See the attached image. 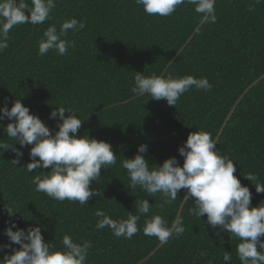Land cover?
<instances>
[{
    "label": "trees",
    "instance_id": "1",
    "mask_svg": "<svg viewBox=\"0 0 264 264\" xmlns=\"http://www.w3.org/2000/svg\"><path fill=\"white\" fill-rule=\"evenodd\" d=\"M250 4L254 0H216L217 22L198 24L192 6H181L172 16L159 17L146 15L134 0H58L52 20L14 28L9 47L0 54V107L5 97L9 98V108L11 101L21 99L30 114L38 115L57 131L56 121L48 119L52 108H73L84 119L78 135L87 133L110 143L117 163L110 170L102 168V178L91 185L101 189L104 199L93 197L88 205L80 206L35 191L31 180L43 173L26 174L19 169L30 162L31 146L22 150L24 156L17 165L12 163L14 153H0V243L7 242L2 234L8 219L4 206L15 202L19 215L12 219L18 227L39 221L46 229L42 232L45 242L55 240L57 250L64 234L76 241L81 237L91 240L94 248L89 264H137L155 249L142 264H223V251L232 252V264H239L235 251L239 241L224 233L218 238L206 223V215L200 220L191 214L192 201L184 203L179 217L186 229L184 235L159 248L161 243L155 237L142 232L125 240L116 239L107 228L95 231L94 213L102 209L113 219H126L127 212L134 214L136 199H149L153 204L149 215L175 220L183 190L161 212L159 194L149 198L129 187L122 162L134 158L139 145L147 144L144 155L150 167L171 157L182 166L178 147L197 130L218 138L217 150L237 164L234 175L249 187L253 206L264 200V194H256L254 186L242 177L254 172L264 182V78L245 92L264 74V2L255 5L254 12L248 10ZM69 18L86 23L80 32H69L67 39L74 40L76 48L65 56L51 51L38 56L44 30L52 23L59 28V22ZM136 72L207 77L213 88L207 93L192 89L175 108L148 95L133 96ZM0 123L6 127L9 121ZM0 139L12 143L2 129ZM144 219L139 221L141 229ZM97 249L102 251L97 254Z\"/></svg>",
    "mask_w": 264,
    "mask_h": 264
},
{
    "label": "clouds",
    "instance_id": "2",
    "mask_svg": "<svg viewBox=\"0 0 264 264\" xmlns=\"http://www.w3.org/2000/svg\"><path fill=\"white\" fill-rule=\"evenodd\" d=\"M134 2L148 16L170 17L181 6H192L198 14V24H215L218 19L216 0ZM262 2L264 0H254L248 10L254 12L255 5ZM57 4L58 0H0V54L9 47L10 32L14 28L25 24L35 27L52 20ZM85 27V21L76 18L59 22V28L56 23L49 24L38 42L37 55L44 57L50 51L58 56L67 55L69 49L76 48V42L67 39L69 32L76 34ZM133 76V96L148 95L156 101L165 100L172 107L192 89L207 93L213 88L207 77L145 76L143 72L133 73ZM2 103L0 122L7 120L9 123L6 127L0 123V129L12 143L0 139V153H14L12 163L17 165L23 159L22 150L31 146L28 152L30 162L19 169L26 174L43 173L31 180L37 193L61 203L68 201L80 206L88 205L93 197L104 199L101 189L91 185L102 178V168L110 170L116 165L117 156L110 143L90 138L87 133L78 135L84 119L79 118L75 109L64 106L52 108L48 119L56 121L57 131L50 129L38 115L30 114V109L22 104L21 99L11 101L10 108L8 97ZM65 113L68 115L65 116ZM217 144L218 138L210 132L197 130L190 132L186 141L178 147V154L183 158L182 166L176 157H171L162 165L151 164L150 167L144 155L148 145L141 144L134 158L123 160L122 167L127 171L131 189H139L149 198L159 194L163 201L161 212L166 205L175 202L183 190V197L180 198L185 203L192 201L194 204L190 209L192 215L200 220L206 215V223L218 238L224 233L239 241L235 250L239 264H264V200L253 206L249 187L242 185L241 179L234 175L237 164L230 155H221ZM44 169L50 170L42 171ZM242 177L254 186L256 194H264V182L257 173L248 172ZM134 204V214L126 211V219H113L106 211L96 210L94 230L107 228L113 237L125 240H131L142 232L144 236L155 237L161 244L184 235L186 229L182 219L169 222L161 214L149 215L153 209L149 199H136ZM17 207L15 202L4 206L8 219L2 234L7 242L0 243V253H3L0 264H89L94 248L91 240L81 237L76 241L72 235L64 234L57 250L55 240L45 242L42 232L46 229L39 221L26 228L18 227L12 219L19 215ZM141 217H145L142 229L139 227ZM101 251L97 249V254ZM222 258L223 264H232V252L223 251Z\"/></svg>",
    "mask_w": 264,
    "mask_h": 264
},
{
    "label": "water",
    "instance_id": "3",
    "mask_svg": "<svg viewBox=\"0 0 264 264\" xmlns=\"http://www.w3.org/2000/svg\"><path fill=\"white\" fill-rule=\"evenodd\" d=\"M262 78H264V74L259 78V79H257L255 82H253L246 90H245V92H247L248 90H249V88H251L256 82H258L260 79H262ZM244 92V93H245ZM243 93V94H244ZM242 94V95H243ZM242 95H241V97H242ZM241 97H239V99L236 101V104L233 106V108H232V110L230 111V113H229V115L232 113V111H233V109L236 107V105H237V103L239 102V100L241 99ZM229 115H227V117H226V119H225V121H224V123H223V125H222V127L224 126V124H225V122L229 119ZM222 129V128H221ZM220 129V130H221ZM184 201H182V203L180 204V206H179V209H178V211H177V214H176V217H175V219H179V217H180V213H181V210H182V208H183V205H184ZM162 244H160L157 248H159L160 246H161ZM156 250V249H155ZM154 250V251H155ZM153 251V252H154ZM153 252H151L147 257H145L144 259H142L140 262H138L137 264H142L144 261H146L152 254H153Z\"/></svg>",
    "mask_w": 264,
    "mask_h": 264
}]
</instances>
